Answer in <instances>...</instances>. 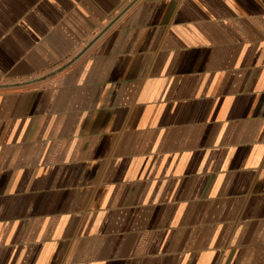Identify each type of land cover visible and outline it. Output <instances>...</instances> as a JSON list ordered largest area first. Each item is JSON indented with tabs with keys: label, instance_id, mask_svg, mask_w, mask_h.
Here are the masks:
<instances>
[{
	"label": "crops",
	"instance_id": "1",
	"mask_svg": "<svg viewBox=\"0 0 264 264\" xmlns=\"http://www.w3.org/2000/svg\"><path fill=\"white\" fill-rule=\"evenodd\" d=\"M0 264H264V0H0Z\"/></svg>",
	"mask_w": 264,
	"mask_h": 264
}]
</instances>
